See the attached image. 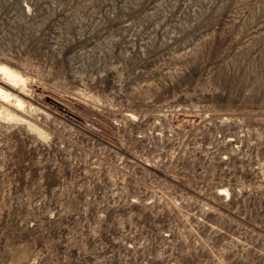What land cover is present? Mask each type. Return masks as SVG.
Instances as JSON below:
<instances>
[{"label": "rangeland", "instance_id": "rangeland-1", "mask_svg": "<svg viewBox=\"0 0 264 264\" xmlns=\"http://www.w3.org/2000/svg\"><path fill=\"white\" fill-rule=\"evenodd\" d=\"M1 65L0 264H264V0H0Z\"/></svg>", "mask_w": 264, "mask_h": 264}, {"label": "bare ground", "instance_id": "bare-ground-1", "mask_svg": "<svg viewBox=\"0 0 264 264\" xmlns=\"http://www.w3.org/2000/svg\"><path fill=\"white\" fill-rule=\"evenodd\" d=\"M0 70H1V72L5 75V76H7L9 79H11V80H15L14 82H18L19 81V79H22L21 78V75H18L17 73H15L12 69H10L9 67H7V66H0ZM16 80H18V81H16ZM25 80V79H24ZM3 82V81H2ZM6 82V81H5ZM9 83V82H8ZM19 83H23L24 84V82H22V80H20V82ZM7 84V83H6ZM10 84V83H9ZM9 84H7V85H5V87L3 86H1L0 85V98H2L3 100H5V101H9V102H13L14 104L16 103L17 104V106L19 105V106H21L22 105V103H23V100L21 99V95L19 96V95H17V94H14L12 91H11V89H14L11 85H9ZM13 85V84H12ZM15 85V84H14ZM13 85V86H14ZM21 91V90H20ZM19 94V93H18ZM7 104V103H6ZM13 104V105H14ZM15 106V105H14ZM25 106V105H24ZM24 106H22V107H24ZM17 108V107H16ZM21 108V107H20ZM25 108V107H24ZM4 109H5V107H4ZM4 109H3V111H4ZM17 109H19V108H17ZM9 111V110H8ZM7 112V111H6ZM10 112V111H9ZM9 112L8 113H6V115L8 116V114H9ZM13 113V112H12ZM3 114V112L2 111H0V115H2ZM14 114V113H13ZM11 116V115H10ZM6 117V116H5ZM19 119H21V118H19ZM28 124V123H27ZM29 125V124H28Z\"/></svg>", "mask_w": 264, "mask_h": 264}]
</instances>
